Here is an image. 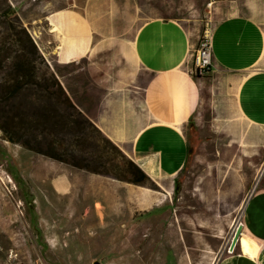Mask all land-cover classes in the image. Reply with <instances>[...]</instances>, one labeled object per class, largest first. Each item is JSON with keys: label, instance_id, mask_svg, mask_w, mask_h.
Wrapping results in <instances>:
<instances>
[{"label": "crops", "instance_id": "1", "mask_svg": "<svg viewBox=\"0 0 264 264\" xmlns=\"http://www.w3.org/2000/svg\"><path fill=\"white\" fill-rule=\"evenodd\" d=\"M140 2L147 17L139 15ZM151 2L7 0L11 12L30 26V36L50 68L69 70L58 79L72 103L158 190L77 170L40 155L37 167L46 168L51 192L60 197L70 193L74 181L82 183L86 174L91 195L125 220L162 210L161 205L169 203V193L190 152L185 130L191 126L224 130L232 137L236 133L238 150L247 142L244 130H263L261 138L254 135L248 142L257 150L264 148V0L207 4L214 7L211 68L201 76L191 72L200 38V30L187 25L196 20L194 16L171 17L166 15L171 8L160 7V3L169 7L163 0H158L157 10ZM27 8L29 15L23 17ZM79 72L84 80L71 77ZM15 146L19 152L24 150ZM55 181L64 183L63 191L57 190ZM259 183L236 222L242 228L231 252L227 246L236 224L198 241L189 253L184 242L166 243L165 236L164 246L174 247L173 264H264V177ZM151 196L150 205L141 203ZM170 211L158 215L168 217ZM167 231L164 228V235Z\"/></svg>", "mask_w": 264, "mask_h": 264}, {"label": "rangeland", "instance_id": "2", "mask_svg": "<svg viewBox=\"0 0 264 264\" xmlns=\"http://www.w3.org/2000/svg\"><path fill=\"white\" fill-rule=\"evenodd\" d=\"M163 1L169 7L160 3L162 9L171 8L166 15H193L196 20L187 22L190 28H198L200 35L205 28L210 31L214 7L207 4L212 0ZM142 2L139 15L147 17ZM150 5L157 10L158 0ZM8 6L7 0H0V11ZM28 11L22 12L23 17ZM9 15H15L29 33L28 24L11 11ZM71 77L85 79L82 72ZM192 128L185 130L190 152L169 193V203H163L162 210L130 215L128 220L105 210L108 206L102 205L103 200L91 195L86 174L82 183L74 181L67 195H53L46 168L37 167L41 157L19 152L0 132V168L15 187L9 196L0 186V264H92L102 256L106 257L102 264H173L174 247L164 246L165 236L166 243L174 239L184 242L189 253L200 244L198 241L221 234L229 223L235 225L264 177V148L257 150L248 142L254 135L261 138L263 130H244L247 142L238 150L236 133L232 137L224 130ZM62 183L55 181L57 190H64ZM17 201L20 208L15 205ZM152 201V196L144 197L141 203L150 205ZM167 209H171L168 217L158 215ZM164 228L168 230L165 235Z\"/></svg>", "mask_w": 264, "mask_h": 264}, {"label": "trees", "instance_id": "3", "mask_svg": "<svg viewBox=\"0 0 264 264\" xmlns=\"http://www.w3.org/2000/svg\"><path fill=\"white\" fill-rule=\"evenodd\" d=\"M10 11L9 6L0 11L3 139L74 169L157 191V185L72 103L58 79V68H50L27 29Z\"/></svg>", "mask_w": 264, "mask_h": 264}, {"label": "built area", "instance_id": "4", "mask_svg": "<svg viewBox=\"0 0 264 264\" xmlns=\"http://www.w3.org/2000/svg\"><path fill=\"white\" fill-rule=\"evenodd\" d=\"M192 74L201 76L209 72L211 68V45H210V31L205 28L200 35L197 47L195 48L192 60ZM0 186L6 194L11 196V191L15 189L10 178L1 171L0 168ZM17 208L21 207L19 201L15 203ZM20 211V210H19Z\"/></svg>", "mask_w": 264, "mask_h": 264}, {"label": "water", "instance_id": "5", "mask_svg": "<svg viewBox=\"0 0 264 264\" xmlns=\"http://www.w3.org/2000/svg\"><path fill=\"white\" fill-rule=\"evenodd\" d=\"M241 228H242V224L240 222H238L232 232L229 244L227 246V251L231 252L238 240L239 234L241 232ZM106 259V257L102 256L99 258V260L94 261L92 264H102L103 261Z\"/></svg>", "mask_w": 264, "mask_h": 264}]
</instances>
